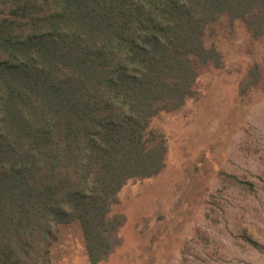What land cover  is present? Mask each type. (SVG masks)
<instances>
[{"label": "trees", "instance_id": "16d2710c", "mask_svg": "<svg viewBox=\"0 0 264 264\" xmlns=\"http://www.w3.org/2000/svg\"><path fill=\"white\" fill-rule=\"evenodd\" d=\"M222 15L264 33V0H0V264H53L73 222L90 262L109 255L119 190L164 166L150 121L220 65Z\"/></svg>", "mask_w": 264, "mask_h": 264}, {"label": "rangeland", "instance_id": "374dc122", "mask_svg": "<svg viewBox=\"0 0 264 264\" xmlns=\"http://www.w3.org/2000/svg\"><path fill=\"white\" fill-rule=\"evenodd\" d=\"M204 44L221 63L201 67L180 108L152 117L164 166L119 190V243L92 263L79 223L63 225L53 264H264V33L222 15Z\"/></svg>", "mask_w": 264, "mask_h": 264}]
</instances>
